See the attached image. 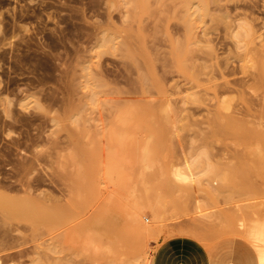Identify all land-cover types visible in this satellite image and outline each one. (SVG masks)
I'll list each match as a JSON object with an SVG mask.
<instances>
[{
  "label": "rangeland",
  "instance_id": "obj_1",
  "mask_svg": "<svg viewBox=\"0 0 264 264\" xmlns=\"http://www.w3.org/2000/svg\"><path fill=\"white\" fill-rule=\"evenodd\" d=\"M262 5L0 0V264H264Z\"/></svg>",
  "mask_w": 264,
  "mask_h": 264
},
{
  "label": "bare ground",
  "instance_id": "obj_2",
  "mask_svg": "<svg viewBox=\"0 0 264 264\" xmlns=\"http://www.w3.org/2000/svg\"><path fill=\"white\" fill-rule=\"evenodd\" d=\"M211 0H202V3H204V5H205V7H204V11H206V13H208L207 12V10H208V8H207V6H208V3L210 2ZM213 2H216V1H218V0H212ZM124 2H125V4L129 7V8H131V9H133V11H134V9L135 8H138V7H142L143 9L145 8V0H124ZM223 2V1H222ZM221 2V3H222ZM212 3V2H211ZM224 3V2H223ZM219 4V3H218ZM224 5V4H223ZM201 6V5H200ZM200 6H198V7H200ZM226 6V5H225ZM232 6V5H231ZM262 6H264V5H262ZM202 7V6H201ZM221 7V6H220ZM236 7V6H235ZM241 7V6H240ZM250 7V6H249ZM203 8V7H202ZM217 8H218V6H217ZM222 8V7H221ZM242 8V7H241ZM245 8V7H244ZM247 8V7H246ZM228 9V8H227ZM235 9V8H234ZM233 9V10H234ZM247 9H250V8H247ZM246 9V10H247ZM129 10V9H128ZM142 10V9H141ZM213 10V9H212ZM223 10V9H222ZM262 10H264V9H262ZM132 11V10H131ZM218 11V10H217ZM139 12V11H138ZM225 12V11H224ZM236 12V11H235ZM245 12V11H244ZM250 12L252 13V12H254V11H251L250 10ZM144 13V12H143ZM221 14V13H220ZM219 14V15H220ZM224 15L226 14V13H223ZM131 15L133 16V15H136V13H134L133 12V14H131L130 13V17H131ZM206 15V14H205ZM238 14H236V16H237ZM243 16H244V14H242ZM246 15V14H245ZM215 16V15H214ZM134 17V16H133ZM133 17H131V18H133ZM218 17V16H217ZM228 17H229V14H228ZM239 17V16H238ZM256 17V16H255ZM225 18V17H224ZM245 18V17H244ZM231 18L229 17V20H230ZM234 19V18H233ZM252 19H254V18H252ZM213 20V19H212ZM249 20V19H248ZM248 20H246V19H244V21L243 22H240V23H238V25L237 26H239V28H241V29H243L246 33L248 32V34H254L255 32H256V30H253V28H254V26L253 27H251L252 26V24L254 25V23H252V21H248ZM258 20V19H257ZM250 22V23H249ZM255 22V21H254ZM237 23V22H236ZM261 25V24H260ZM257 26V25H256ZM205 29H207V28H205ZM258 29V28H257ZM206 35H207V32H206ZM192 36V35H191ZM260 36V35H259ZM255 37H257V36H255ZM194 38H195V36H194ZM208 38V37H207ZM259 38V37H258ZM193 39V38H192ZM203 39V38H202ZM206 39V38H205ZM257 39V38H256ZM260 39H262V38H260ZM259 39V40H260ZM186 40V39H185ZM198 40V39H197ZM201 40V39H200ZM211 40V39H210ZM192 41V40H191ZM209 41V40H208ZM254 41H255V39H254ZM262 41V40H261ZM187 42H188V40H187ZM187 42H186V44H187ZM247 42V41H246ZM177 43V42H176ZM180 43V42H179ZM185 44V43H184ZM191 44V43H190ZM249 44V43H248ZM189 45V44H188ZM253 45H254V43H253ZM256 45V44H255ZM181 46V45H180ZM251 46H252V44H251ZM179 47V46H178ZM183 47V46H182ZM190 47V46H189ZM192 48V47H191ZM256 48V47H255ZM250 49H254V47H252V48H250ZM198 50V49H197ZM213 50V49H212ZM211 50V51H212ZM206 51V50H205ZM258 51V50H257ZM262 51H264V50H262ZM251 53V52H250ZM258 53V52H257ZM190 54V53H189ZM210 54V53H209ZM212 54V53H211ZM256 54V53H255ZM262 54H264V53H262ZM192 55V54H191ZM194 55V54H193ZM208 55V54H207ZM213 55V54H212ZM251 55V54H250ZM202 56V55H201ZM193 56H191V58H192ZM261 57H262V55H261ZM190 58V59H191ZM202 58V57H201ZM207 58V57H206ZM257 58H259V57H257ZM205 59V58H204ZM254 59V58H253ZM262 59H264V58H262ZM193 60V59H192ZM261 60V59H260ZM207 61V60H206ZM211 61V60H210ZM262 61V60H261ZM195 62V61H194ZM211 63H212V61H211ZM217 63L218 62H216V65H217ZM207 64V63H206ZM191 65V64H190ZM200 66V65H199ZM223 66V65H222ZM229 66V65H228ZM188 68V67H187ZM186 68V69H187ZM192 68H194V67H192ZM231 68V67H230ZM229 68V69H230ZM199 69V68H198ZM218 69V68H217ZM225 69V68H224ZM214 70V69H213ZM221 70V69H220ZM188 71V70H187ZM222 71V70H221ZM197 72V71H196ZM195 72V73H196ZM233 72V71H232ZM219 73V72H218ZM231 73V72H230ZM197 74V73H196ZM212 74H215V73H213L212 72ZM225 74V73H224ZM192 75V74H191ZM206 75V74H205ZM217 75V74H216ZM209 76H211V75H209ZM198 77V76H197ZM208 77V76H207ZM144 78H145V76H144ZM190 78V77H189ZM213 78V77H212ZM208 79V78H207ZM210 79V78H209ZM143 81V80H142ZM191 81V80H190ZM210 82H212L211 80H209ZM144 82H145V80H144ZM144 82H143V85H144ZM230 82V81H229ZM188 83V82H187ZM237 83V82H236ZM218 84V83H217ZM225 84V83H224ZM231 84V83H230ZM141 85H142V83H141ZM142 85V86H143ZM212 85V84H211ZM210 85V86H211ZM213 86V85H212ZM229 87V86H228ZM143 88H145V87H143ZM214 88V87H213ZM145 95V94H144ZM129 111H138V112H141V113H145V102L143 103V104H139L138 106H136V107H133V108H131V109H128ZM250 121V120H249ZM247 123H249L248 121H247ZM251 124V123H250ZM255 124V123H254ZM256 125V124H255ZM258 125V124H257ZM255 128H256V126H255ZM191 165V163L188 165H186V171H181V170H179L177 173H180V174H177V176L179 177V180H181L180 178H182V180H188V179H190V178H192L191 177V175H192V172H191V167L192 166H190ZM232 165V164H231ZM231 165H229V166H231ZM227 166V165H226ZM233 167V166H232ZM184 168V169H185ZM213 168V167H212ZM224 167H222V169H223ZM235 168V167H234ZM237 168V167H236ZM235 168V169H236ZM240 169V168H239ZM247 170H249L248 169V167L246 168ZM233 170V169H232ZM228 171V172H230V173H234L233 171ZM237 170H238V168H237ZM247 170H246V172H247ZM214 172V171H213ZM221 172V171H220ZM242 172V171H241ZM250 172V171H249ZM216 173H218V170L216 171ZM225 173H226V171H225ZM230 173H228V174H230ZM235 173H236V171H235ZM242 173H245V172H242ZM242 173H240V174H242ZM215 174V173H214ZM221 174V173H220ZM227 174V176L225 177V176H223V178H225V180L230 176V178H231V176H234V174H232V175H228ZM239 174V173H238ZM223 175V174H222ZM248 175V174H247ZM219 176V175H218ZM221 176V175H220ZM245 176H246V174H245ZM236 177V176H235ZM240 177H242L241 175H240ZM222 178V177H221ZM233 179H234V177H233ZM224 180V179H223ZM227 180H229V178L227 179ZM236 180V179H235ZM234 180V181H235ZM183 181V182H184ZM222 181V180H221ZM180 182V181H179ZM186 182H188V181H186ZM192 182H193V180H192ZM223 182V181H222ZM229 182V181H228ZM231 182H232V180H231ZM156 183V182H155ZM182 183V182H181ZM230 183V182H229ZM185 184V183H184ZM194 184V183H193ZM232 184H233V182H232ZM231 184V185H232ZM149 185V184H148ZM152 186H157L156 184H151ZM186 185V184H185ZM223 185V184H222ZM150 186V185H149ZM180 186H182L181 184H180ZM189 186V185H188ZM191 186V185H190ZM230 186V185H229ZM151 187V186H150ZM187 187V186H186ZM223 188V187H222ZM227 188V187H226ZM142 189V188H141ZM181 189H182V187H181ZM186 189V188H185ZM190 189H192V187L191 188H187V190H190ZM182 190H184V186H183V189ZM209 190V189H208ZM224 190H225V188H224ZM141 192H142V190H140ZM152 191V190H151ZM156 191V190H155ZM154 191V193L155 194H157L158 193V191L157 192H155ZM221 191V190H220ZM148 192V191H147ZM147 192L145 193V194H147ZM153 192V191H152ZM182 192V191H181ZM186 192H188V191H186ZM215 192V191H214ZM153 193V194H154ZM223 193V192H222ZM262 193V192H261ZM151 194V193H150ZM149 193H148V195H150ZM216 194V193H215ZM214 195V194H213ZM212 195V196H213ZM159 196V195H158ZM209 197V196H208ZM210 198V197H209ZM157 199H159V198H157ZM159 202V201H158ZM163 203V202H162ZM155 205V204H154ZM0 206H1V198H0ZM158 206V205H157ZM156 207V206H155ZM154 207V208H155ZM157 209H159V206H158V208ZM158 211V210H157ZM156 211V212H157ZM135 218H136V214L134 213V215H133ZM132 216V218H134ZM132 220H138V218H136V219H132ZM262 224V223H261ZM257 226V225H256ZM258 227V226H257ZM256 227V228H257ZM262 228V227H261ZM256 231V230H255ZM262 231H264V230H262ZM249 232V231H248ZM261 233V232H260ZM252 235L256 238V239H260V238H257L258 237V235H260L259 234V232L257 233H255V232H253L252 233ZM259 237H264V236H259ZM255 240V239H254ZM257 241V240H256ZM262 241H264V238H262ZM261 242V241H260Z\"/></svg>",
  "mask_w": 264,
  "mask_h": 264
},
{
  "label": "crops",
  "instance_id": "obj_3",
  "mask_svg": "<svg viewBox=\"0 0 264 264\" xmlns=\"http://www.w3.org/2000/svg\"><path fill=\"white\" fill-rule=\"evenodd\" d=\"M175 254L174 255H155L154 262L159 264H207L206 253L203 251L199 256L194 254L191 247L186 243L174 244ZM191 251V253H189Z\"/></svg>",
  "mask_w": 264,
  "mask_h": 264
}]
</instances>
